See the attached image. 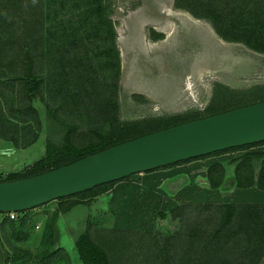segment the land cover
Listing matches in <instances>:
<instances>
[{
    "label": "rangeland",
    "instance_id": "1",
    "mask_svg": "<svg viewBox=\"0 0 264 264\" xmlns=\"http://www.w3.org/2000/svg\"><path fill=\"white\" fill-rule=\"evenodd\" d=\"M19 1L25 2L17 0L14 7L20 6ZM109 2L113 11L100 22L93 11L95 0L44 1L46 57L38 74V88L31 97L39 128L34 118L15 107L25 78L13 77L15 74L8 71L7 79L0 84L9 134L15 130L22 142L24 135L37 130L38 139L30 146L0 155V180L31 173L29 167L45 152L46 137L58 144L65 137L70 144L83 146L98 142L103 129L116 141L128 136L117 128L118 123L153 119L134 124L131 132L138 135L264 99V53L222 39L209 22L190 20L180 11L192 15L174 7L173 0ZM10 23L2 28L7 34L16 33L12 36L17 37L16 44L28 38L31 26ZM111 29L118 60L101 53L111 43ZM150 30L161 36L152 39ZM7 34L1 39L2 47L9 40ZM116 85L117 108L108 103ZM20 96L23 98V94ZM46 106L60 122L70 124L68 128L54 120L47 124ZM134 176L140 179L144 175ZM142 181L86 199L72 196L73 202L64 211L59 204L66 201L52 199L17 211L13 218L0 212V250L9 255L6 264H81L74 239L82 230H88L96 241L110 240L103 244L111 264H139L138 259L126 260L123 255L130 248L147 251L154 239L161 241L180 228L179 218L161 216L160 212L203 200L200 192L205 189L197 182L188 186L185 179L182 183L186 185L176 197L163 196L158 193L157 179L145 175ZM112 229L128 233L109 234L107 230ZM121 241L128 242L129 251H123L122 245L114 246ZM176 259V255L171 257L170 264H177ZM260 262L264 264V255Z\"/></svg>",
    "mask_w": 264,
    "mask_h": 264
},
{
    "label": "trees",
    "instance_id": "2",
    "mask_svg": "<svg viewBox=\"0 0 264 264\" xmlns=\"http://www.w3.org/2000/svg\"><path fill=\"white\" fill-rule=\"evenodd\" d=\"M16 1L17 0H0V5L2 4V6H0V43L3 42L2 40L7 34V31L2 28L6 22L8 24L11 22L10 25L17 27H21L22 25L31 26V33H29L30 35L28 38L16 44L17 37H12L16 33L14 31L9 32L8 42L4 47L0 45V84L3 83V79H7L8 71H10L12 75L15 74L13 77L21 76V78H25L23 82L24 88L20 90L15 107H17L21 113L24 111L34 118L35 124H37L39 128L40 122L37 110L31 105V97L33 96L32 92L34 89L38 88V83L40 81L38 77L42 73V65L46 57L44 44L46 35V4L44 6L45 0H30L31 2L25 0L24 4L19 1L21 4H19L20 6H16V8L14 7ZM34 1L35 3H33ZM102 1L103 0H95V6L93 7V11L100 22H104L113 11L109 0ZM9 2H12L13 5L7 6ZM172 4L174 7L188 11L196 18H202L209 22L214 31L222 39L240 42L253 51L264 53V0H173ZM26 34H28V32ZM110 35L111 43L104 50H101V53L102 55L113 57L118 60V53L114 44L115 35L112 29ZM149 36L152 39H156L161 36V34L150 30ZM33 69H35V71ZM116 88L117 85L112 88L110 98L108 99V103L112 107L117 106ZM216 90L217 86L215 85L214 91L216 92ZM219 90L221 89H219L218 86V91ZM21 94H23V98L20 96ZM221 98H223V95ZM242 105L245 104H236L235 107ZM4 107L5 105L2 106V101H0V137L9 139L16 147H25L35 141L37 138V130L31 135H24V141L22 142L18 141L16 138L15 130L12 134H9V128L8 125H6L8 116L5 115ZM227 109L231 108L214 110L207 115ZM45 111L47 124H50L54 120L53 122L58 123L62 127L65 126L68 128L70 125L64 124L55 118L53 111L48 106H46ZM145 120L148 121L153 119L143 118L118 123L117 128L119 130L122 129L123 134H127L128 136L116 141H112L110 133L105 134L103 129L100 130L101 139L98 142L83 146H74L70 144L65 137L62 138L60 144L53 141L50 137H46L44 154L31 164L29 167L31 173L25 176L37 174L67 164L87 154L119 142L164 128H153L151 131L138 135L132 134L131 131L135 126L134 124ZM174 124L178 123L174 122L167 126ZM261 142H264V140L225 148L157 168L171 166L193 158L204 157L224 151L246 148ZM261 160V168L255 180L250 177H245L243 180L239 179V176L236 175V168L234 172L235 185L243 186L245 185L243 184L244 181H247L248 185L254 184L258 188L264 189V153L262 154ZM220 175H222V171ZM25 176L12 177L8 180ZM130 176L131 175H127L121 179H128ZM208 180L210 186L215 187L218 185L216 182L214 183L212 181L209 169ZM115 181L116 180L97 184L84 191L57 198L66 201L60 202V209L64 211L70 207L71 202H73L70 200L72 196L82 195L80 196L82 199L93 197L107 190ZM165 214H171V217L179 218L181 222L179 230H176L161 241L154 239V245L150 242L151 245L147 248V251L139 252L137 250L136 252L134 249L132 250L130 248V252L123 255L124 259L131 260L130 258L133 257L138 259L139 264H170L171 257L176 255V260H179L177 264H262L260 261L264 255V202H224L215 204L185 203L175 206L167 213L160 212L161 216ZM107 232H110L109 234H113V232L115 234L128 233L126 230L116 229L107 230ZM130 233L135 236L139 235L138 232ZM98 240L99 241L94 240L88 230H82L76 235L74 245L81 264H111L110 259H108L106 255L105 244H103L106 243L107 240L105 241L102 238ZM101 241L103 242L101 243ZM109 241L110 240L107 242L110 243ZM127 244V241L114 242L116 248L120 245L124 246L123 251L125 252L129 251ZM8 257L9 255L6 251L0 250V264H6Z\"/></svg>",
    "mask_w": 264,
    "mask_h": 264
},
{
    "label": "water",
    "instance_id": "3",
    "mask_svg": "<svg viewBox=\"0 0 264 264\" xmlns=\"http://www.w3.org/2000/svg\"><path fill=\"white\" fill-rule=\"evenodd\" d=\"M264 140V100L154 130L46 171L0 181V212L26 210L137 172Z\"/></svg>",
    "mask_w": 264,
    "mask_h": 264
},
{
    "label": "crops",
    "instance_id": "4",
    "mask_svg": "<svg viewBox=\"0 0 264 264\" xmlns=\"http://www.w3.org/2000/svg\"><path fill=\"white\" fill-rule=\"evenodd\" d=\"M37 139L38 138H36L35 141ZM35 141L27 146H30ZM255 145H257L256 148L250 149ZM255 145L236 149L241 150V152L237 154L229 153L231 151H224L204 157L193 158L171 166L133 173L128 179L116 180L108 190L114 189L116 192V190L128 187L127 183L142 184L145 175H150L152 179H157V187L160 189L158 193H161L163 196L166 194L175 196L182 191V185L187 184L188 186H192L194 182L202 184L205 189L203 192H200V195L204 197V199L192 204L264 202V189L258 188L254 184L248 185L247 181H244L243 184L245 185L243 186L235 185L234 172L236 168V175L239 176L241 180L245 179V177H250L254 180L257 178L261 168L262 154L264 153V142ZM15 148L24 147H16L9 139L0 137V155H2L3 152L9 153ZM208 169L212 181L218 184L215 187L209 184ZM221 171L222 175H220ZM137 174L144 176L139 179L138 176H134ZM185 179H187L186 184L182 183ZM234 196H240L242 198L235 200L233 199Z\"/></svg>",
    "mask_w": 264,
    "mask_h": 264
},
{
    "label": "built area",
    "instance_id": "5",
    "mask_svg": "<svg viewBox=\"0 0 264 264\" xmlns=\"http://www.w3.org/2000/svg\"><path fill=\"white\" fill-rule=\"evenodd\" d=\"M17 211H7L4 212V215L9 217V218H13L16 215Z\"/></svg>",
    "mask_w": 264,
    "mask_h": 264
},
{
    "label": "bare ground",
    "instance_id": "6",
    "mask_svg": "<svg viewBox=\"0 0 264 264\" xmlns=\"http://www.w3.org/2000/svg\"><path fill=\"white\" fill-rule=\"evenodd\" d=\"M179 12V11H178ZM181 13H183L186 17H188L190 20H192V21H194V22H197L198 21V19L197 18H194V17H192V16H190L189 14H187L186 12H182V11H180ZM208 26V25H207ZM210 31H211V29H210ZM212 32V31H211ZM213 33V32H212Z\"/></svg>",
    "mask_w": 264,
    "mask_h": 264
}]
</instances>
